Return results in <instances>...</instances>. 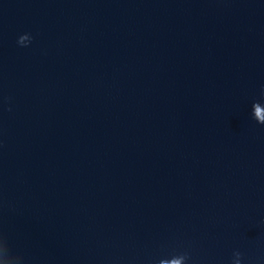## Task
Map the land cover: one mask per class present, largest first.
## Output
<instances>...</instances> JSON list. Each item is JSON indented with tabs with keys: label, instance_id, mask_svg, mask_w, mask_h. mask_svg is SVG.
<instances>
[{
	"label": "water",
	"instance_id": "1",
	"mask_svg": "<svg viewBox=\"0 0 264 264\" xmlns=\"http://www.w3.org/2000/svg\"><path fill=\"white\" fill-rule=\"evenodd\" d=\"M0 264H264V0H0Z\"/></svg>",
	"mask_w": 264,
	"mask_h": 264
}]
</instances>
